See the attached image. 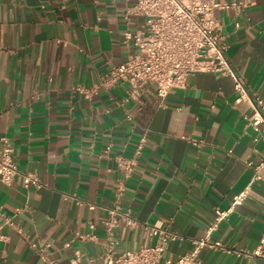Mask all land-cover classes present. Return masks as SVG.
<instances>
[{"label": "crops", "instance_id": "0c3cea01", "mask_svg": "<svg viewBox=\"0 0 264 264\" xmlns=\"http://www.w3.org/2000/svg\"><path fill=\"white\" fill-rule=\"evenodd\" d=\"M135 1L0 0V157L7 136L20 171L41 182L27 188L20 177L12 185L0 177V210L13 221L0 218V264H104L110 243L104 221L125 177L117 158L133 157L146 132L121 199L140 224L115 230L117 255L153 244L145 225L159 221L182 237L167 255L193 251L216 209H231L246 188L249 198L213 239L244 250L261 245L264 181L254 179L249 163L264 158V140L257 142L258 133L247 125L253 109L248 101L236 102L231 77L197 73L165 98L148 85L142 102L127 99L126 85L98 86L136 51L125 38L126 30L144 23L127 15ZM219 1L241 5L215 16L228 58L264 99V0ZM79 86L97 93L86 97ZM200 259L264 264L261 257L210 249Z\"/></svg>", "mask_w": 264, "mask_h": 264}, {"label": "built area", "instance_id": "2783aa9c", "mask_svg": "<svg viewBox=\"0 0 264 264\" xmlns=\"http://www.w3.org/2000/svg\"><path fill=\"white\" fill-rule=\"evenodd\" d=\"M126 2L130 0H124ZM237 2L219 0H136L128 8L127 15H136L143 19V25L137 31L126 30L127 42L134 44L135 53L119 65L112 66L100 77L99 87L109 88L115 85H126L127 99L142 102L149 93L148 85H154L160 97H167L172 89L187 87L188 78L197 73H210L229 76L234 80L238 92L237 103L248 101L253 109L246 115L247 125L258 133L256 141L264 140V99L252 93L245 79L239 75L227 56V43L222 32V25L215 16L217 10L239 8ZM78 92L91 97L97 88L77 87ZM195 144L201 141L186 137ZM148 139L147 132L139 141L131 158L119 156V167L125 177L119 181L118 200L108 210L104 221L107 237L110 241L104 264H202L200 253L204 249L220 253H234L248 260L264 258V235L261 245L253 250L238 249L225 244L220 239H213L220 223L231 211L242 205L250 195L246 188L234 196L231 209H216L213 219L206 224L205 236L193 241L194 250L174 258L167 255L172 242L182 237L170 228V225L159 221L153 225H145L149 237L154 243L137 250H129L117 255L115 250V230L126 223L131 227L140 222L131 216L130 209H124L121 199L125 195L126 180L135 171L138 159L143 153ZM111 145L107 147V152ZM254 167V179L264 181V158L258 163H249ZM0 177L7 185H12L20 177L25 187L40 185V179L34 173L20 171L15 160L14 148L7 136L2 137V155L0 157ZM95 205L89 203V208ZM0 218L13 224L12 219L4 217L0 210ZM21 231V230H20ZM85 237V236H83ZM37 248L36 244L32 245ZM77 261L80 260L78 255Z\"/></svg>", "mask_w": 264, "mask_h": 264}]
</instances>
